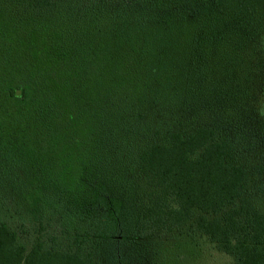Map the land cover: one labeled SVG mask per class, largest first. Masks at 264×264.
Segmentation results:
<instances>
[{"label":"trees","instance_id":"16d2710c","mask_svg":"<svg viewBox=\"0 0 264 264\" xmlns=\"http://www.w3.org/2000/svg\"><path fill=\"white\" fill-rule=\"evenodd\" d=\"M0 175L63 222L27 250L2 221L0 264H130L188 222L264 264V0H0Z\"/></svg>","mask_w":264,"mask_h":264},{"label":"rangeland","instance_id":"374dc122","mask_svg":"<svg viewBox=\"0 0 264 264\" xmlns=\"http://www.w3.org/2000/svg\"><path fill=\"white\" fill-rule=\"evenodd\" d=\"M90 1L96 5L114 6L126 0ZM2 221L17 231L19 240L27 250L37 241L50 236L61 238L63 222L49 213L30 207L4 175H0V223ZM130 249V253L133 252L130 264H233V258L219 251L206 236L191 231L190 222L172 231L159 230L137 239ZM99 256L101 258L102 254Z\"/></svg>","mask_w":264,"mask_h":264}]
</instances>
